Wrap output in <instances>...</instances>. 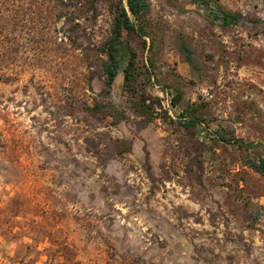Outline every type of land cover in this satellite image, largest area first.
Returning <instances> with one entry per match:
<instances>
[{
  "label": "rangeland",
  "instance_id": "rangeland-1",
  "mask_svg": "<svg viewBox=\"0 0 264 264\" xmlns=\"http://www.w3.org/2000/svg\"><path fill=\"white\" fill-rule=\"evenodd\" d=\"M116 2L0 0V264H264V0H145L107 85Z\"/></svg>",
  "mask_w": 264,
  "mask_h": 264
},
{
  "label": "trees",
  "instance_id": "trees-1",
  "mask_svg": "<svg viewBox=\"0 0 264 264\" xmlns=\"http://www.w3.org/2000/svg\"><path fill=\"white\" fill-rule=\"evenodd\" d=\"M221 13V17L218 19L219 23L223 26H230L234 24L237 20V16L222 11L217 8ZM146 10L145 0H117L114 5V15L112 18V30L111 36L107 42L106 56L108 58V63L103 67L104 74L108 77L107 85H110L118 70H123V81L124 84H128L133 77V70L135 67V53L131 50L127 41L122 40V32L127 33H138L140 36L142 34L137 32L134 25L130 20V16L138 19ZM217 19L216 16H213ZM140 29V28H139ZM179 96L174 100L177 102ZM197 122H201L198 118H193L188 120L184 126L186 128L195 127ZM220 141L234 146L243 147L249 149V146L240 139H227L223 136L218 137ZM253 168L258 172H264V160H261L259 164L253 165Z\"/></svg>",
  "mask_w": 264,
  "mask_h": 264
}]
</instances>
